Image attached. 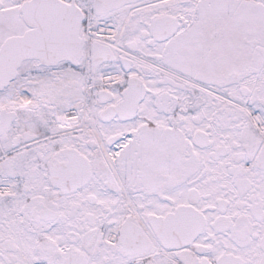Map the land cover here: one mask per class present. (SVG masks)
<instances>
[{"label": "snow or ice", "instance_id": "obj_1", "mask_svg": "<svg viewBox=\"0 0 264 264\" xmlns=\"http://www.w3.org/2000/svg\"><path fill=\"white\" fill-rule=\"evenodd\" d=\"M0 264H264V0H0Z\"/></svg>", "mask_w": 264, "mask_h": 264}]
</instances>
